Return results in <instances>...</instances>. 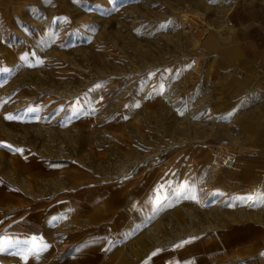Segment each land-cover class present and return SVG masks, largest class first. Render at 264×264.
<instances>
[{"label":"rangeland","instance_id":"obj_1","mask_svg":"<svg viewBox=\"0 0 264 264\" xmlns=\"http://www.w3.org/2000/svg\"><path fill=\"white\" fill-rule=\"evenodd\" d=\"M224 8L0 0V197L66 193L68 253L114 244L133 261L220 244L226 264L263 253L264 145L249 137L264 123L244 131L213 80Z\"/></svg>","mask_w":264,"mask_h":264},{"label":"crops","instance_id":"obj_2","mask_svg":"<svg viewBox=\"0 0 264 264\" xmlns=\"http://www.w3.org/2000/svg\"><path fill=\"white\" fill-rule=\"evenodd\" d=\"M224 1L231 31L219 42L218 68L213 80L222 97L224 94L220 105L225 100V107L239 108V114L245 117L240 122L242 129L257 130L256 125L264 123V0ZM229 113L230 110L228 117ZM249 139L264 145V134ZM4 192L5 196L0 197V241L4 242L0 247V264H226L227 251L220 244H203L197 251L192 244L186 248L174 244L152 258L133 261L130 255H124L125 250L115 249L114 244L98 245L90 251L76 245L68 253L63 227L67 219L66 193L36 200L29 197L25 187H11ZM52 224L55 226L51 227ZM98 232L114 236V231ZM33 248L43 250L33 253ZM238 264H264V252Z\"/></svg>","mask_w":264,"mask_h":264},{"label":"snow or ice","instance_id":"obj_3","mask_svg":"<svg viewBox=\"0 0 264 264\" xmlns=\"http://www.w3.org/2000/svg\"><path fill=\"white\" fill-rule=\"evenodd\" d=\"M6 119H13V117L12 116H8V117H6ZM189 191H190V189H188V188H181V190L179 191V193H177V195L178 196H185ZM187 198L195 199V195L192 194V195L188 196ZM159 203L160 202H158V204ZM3 243H4L3 241H0V247L3 246ZM42 250H43V248H33V249H31V251L33 253H37L38 251H42Z\"/></svg>","mask_w":264,"mask_h":264}]
</instances>
